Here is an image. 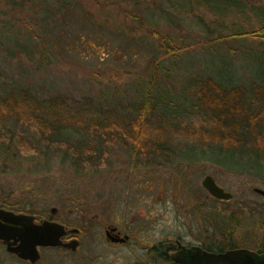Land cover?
Here are the masks:
<instances>
[{"label": "rangeland", "instance_id": "rangeland-1", "mask_svg": "<svg viewBox=\"0 0 264 264\" xmlns=\"http://www.w3.org/2000/svg\"><path fill=\"white\" fill-rule=\"evenodd\" d=\"M17 1L21 0H0V96L24 86L38 98L58 95L69 105L90 98L98 107H114L127 116L153 76L156 91L167 85L181 95L185 79L225 72L216 77L224 86L246 84L260 82L253 71L264 69V47L255 42L197 45L204 35L198 19L211 17L201 1L216 16L228 11L249 14L244 1L165 0L149 5L144 0H65L60 10L56 0ZM254 3L264 5V0ZM148 5L150 21L133 17ZM231 18L225 23L231 25ZM221 28L223 33L230 31L227 25ZM166 35L173 39L175 54H164L160 47L159 36ZM232 47L236 48L232 60L219 55H229ZM242 49L245 53L238 52ZM163 93L165 102L168 97L173 101L168 89ZM162 113L155 104L152 118L158 120ZM185 113L169 118L198 122L191 110ZM17 138L29 148L18 149ZM173 144L175 152L166 160L156 154L132 155L127 146L103 142L94 132L67 129L49 134L0 119V189L32 205L36 194L54 196L58 202L70 196L85 199L104 213L116 211L124 218L133 214L134 235L158 239L200 231L206 241L215 231L221 245L264 249V197L252 190L264 189V174L253 176L199 161L196 152L185 150L199 147L179 136ZM74 145L94 149L77 162L68 147ZM205 174L232 197H210L200 185Z\"/></svg>", "mask_w": 264, "mask_h": 264}, {"label": "trees", "instance_id": "trees-1", "mask_svg": "<svg viewBox=\"0 0 264 264\" xmlns=\"http://www.w3.org/2000/svg\"><path fill=\"white\" fill-rule=\"evenodd\" d=\"M24 1L26 0L17 2L19 4ZM56 1L58 10L61 5H66L65 0ZM144 1L146 4L155 5L165 0H151V3ZM229 1L233 3L234 0ZM235 1H244L249 8V14L245 11L233 14L228 11L229 13L216 16L209 10L208 5L201 1L205 12L210 13L211 17L209 21L197 18L204 28L203 39L197 45H227L229 41H249L264 47V5L256 4L254 0ZM149 5L133 17L140 21H150L151 17L147 16ZM257 10L258 14L255 13ZM160 11L169 13L164 9ZM229 16H232L229 19L231 25L225 23ZM217 18L219 19L216 20ZM213 23L216 27L210 26ZM223 25H227L230 31L223 33ZM152 34L157 36L158 32L153 31ZM186 34L193 35L188 32ZM159 37L164 54L177 52L171 36ZM235 49L228 48L229 55H219H225L230 61ZM240 51L245 53L246 50H238ZM230 72L227 74H233ZM253 72L258 75L260 82L251 80L246 84L224 86L216 77L225 72L216 76L185 79L181 95H177L175 90L167 85L156 91L152 83L153 76L143 88L141 100L135 101L131 108L133 112L127 116L118 113L114 107H98L90 98L75 100L73 105H69L61 96L38 98L29 88L18 86L9 88L0 96V119L22 122L49 134H59L67 129L82 134L94 132L99 134L103 142L127 146L132 155L156 154L166 160L169 159L170 153L175 152L173 141L175 136H179L199 147V151L196 150L197 147L185 149L186 152H196L199 161L203 159L229 171H246L253 176H261L260 174H264V69ZM227 80L230 82V78ZM164 89L169 90L174 102L169 97L167 102L164 101ZM157 103L163 113L155 120L152 116ZM189 110L198 116V122H172L169 118V115L174 116L180 112L187 114ZM14 145L18 149L29 148L28 143L21 138H17ZM68 147L77 162L83 161V157L89 156L94 149V146L90 145ZM236 247L235 243L223 244L219 250ZM255 251L262 252L264 249Z\"/></svg>", "mask_w": 264, "mask_h": 264}, {"label": "flooded vegetation", "instance_id": "flooded-vegetation-1", "mask_svg": "<svg viewBox=\"0 0 264 264\" xmlns=\"http://www.w3.org/2000/svg\"><path fill=\"white\" fill-rule=\"evenodd\" d=\"M46 197L36 194L32 205L0 189V264H181L195 248L233 249L219 250L215 231L206 241L200 231L158 239L134 235L133 214L124 218L95 210L85 199Z\"/></svg>", "mask_w": 264, "mask_h": 264}, {"label": "water", "instance_id": "water-1", "mask_svg": "<svg viewBox=\"0 0 264 264\" xmlns=\"http://www.w3.org/2000/svg\"><path fill=\"white\" fill-rule=\"evenodd\" d=\"M201 186L218 200H229L232 194L218 185L210 174L203 175ZM253 192L264 197V189L253 187ZM181 264H264V251L257 252L248 248H233L224 252L210 253L195 248V253L185 256Z\"/></svg>", "mask_w": 264, "mask_h": 264}]
</instances>
